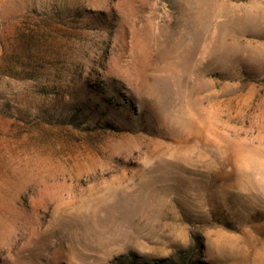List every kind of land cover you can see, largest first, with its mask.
<instances>
[{"label":"rangeland","instance_id":"rangeland-1","mask_svg":"<svg viewBox=\"0 0 264 264\" xmlns=\"http://www.w3.org/2000/svg\"><path fill=\"white\" fill-rule=\"evenodd\" d=\"M181 255L264 264V0H0V264Z\"/></svg>","mask_w":264,"mask_h":264},{"label":"trees","instance_id":"trees-1","mask_svg":"<svg viewBox=\"0 0 264 264\" xmlns=\"http://www.w3.org/2000/svg\"><path fill=\"white\" fill-rule=\"evenodd\" d=\"M163 264H193L191 261V257L189 255H181L179 257V260L173 261V260H163Z\"/></svg>","mask_w":264,"mask_h":264},{"label":"bare ground","instance_id":"bare-ground-1","mask_svg":"<svg viewBox=\"0 0 264 264\" xmlns=\"http://www.w3.org/2000/svg\"><path fill=\"white\" fill-rule=\"evenodd\" d=\"M204 2H205V1H204ZM200 3H201V2H200ZM203 4H204V3H203ZM190 5H191V4H190ZM191 7H192V6H191ZM191 7H190V8H191ZM200 8H201V7H200ZM203 9H204V8H203ZM189 11H190V9H189ZM191 11H192V10H191ZM203 18H204V16H203ZM200 20H202V18H200ZM197 27H198V26H197ZM200 32H201V31H200Z\"/></svg>","mask_w":264,"mask_h":264}]
</instances>
